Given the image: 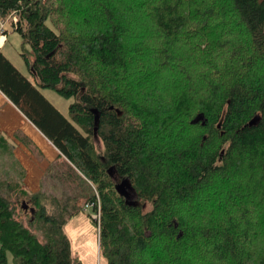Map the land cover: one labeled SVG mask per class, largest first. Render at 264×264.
Here are the masks:
<instances>
[{
  "label": "trees",
  "instance_id": "1",
  "mask_svg": "<svg viewBox=\"0 0 264 264\" xmlns=\"http://www.w3.org/2000/svg\"><path fill=\"white\" fill-rule=\"evenodd\" d=\"M17 9L31 77L0 50V89L66 157L108 264H264V0H0ZM0 187V264H82L68 203Z\"/></svg>",
  "mask_w": 264,
  "mask_h": 264
},
{
  "label": "crops",
  "instance_id": "2",
  "mask_svg": "<svg viewBox=\"0 0 264 264\" xmlns=\"http://www.w3.org/2000/svg\"><path fill=\"white\" fill-rule=\"evenodd\" d=\"M11 35L9 32L0 50L15 64L4 51ZM28 76L31 77L30 70ZM1 138L6 144L0 145V180L20 182L31 192L55 189L60 187L59 182L67 183L64 176L66 157L0 89Z\"/></svg>",
  "mask_w": 264,
  "mask_h": 264
},
{
  "label": "rangeland",
  "instance_id": "3",
  "mask_svg": "<svg viewBox=\"0 0 264 264\" xmlns=\"http://www.w3.org/2000/svg\"><path fill=\"white\" fill-rule=\"evenodd\" d=\"M49 24L52 25L51 21ZM10 40L5 48V53L11 56L14 61V65L25 75H29V69L23 60V54L28 56H33L32 47L26 39L16 31L10 30ZM45 96L49 99L54 106H56L60 111H62L67 117H69V105L74 100L73 98H65L59 95L53 89H42ZM99 149L103 148L102 142L99 140L97 142ZM66 170V168H65ZM78 183V182H77ZM62 184L59 182V188H50L48 190L42 191L49 196H55L60 199L61 205L65 206V203L69 204L68 212L70 213L72 208V202L74 198L78 199V205L80 208L74 215L67 214L66 212L60 213V217L65 219V230L68 234L72 251L74 256L81 259L82 264H108L107 259L102 255L100 250V238H99V228H96L90 219L91 208L85 207V201L81 198L83 194V187L80 185ZM59 196V197H58ZM203 201V200H200ZM76 203V202H75ZM74 203V204H75ZM150 208L149 204H145V210ZM24 211V209H22ZM22 217L27 218L30 214L26 216L20 212ZM9 264H13V256L9 253Z\"/></svg>",
  "mask_w": 264,
  "mask_h": 264
},
{
  "label": "built area",
  "instance_id": "4",
  "mask_svg": "<svg viewBox=\"0 0 264 264\" xmlns=\"http://www.w3.org/2000/svg\"><path fill=\"white\" fill-rule=\"evenodd\" d=\"M27 26V19L22 18V9L11 11L7 16L0 17V45L7 39V36L12 31H17L22 28L25 29ZM97 218L98 215L94 214Z\"/></svg>",
  "mask_w": 264,
  "mask_h": 264
},
{
  "label": "water",
  "instance_id": "5",
  "mask_svg": "<svg viewBox=\"0 0 264 264\" xmlns=\"http://www.w3.org/2000/svg\"><path fill=\"white\" fill-rule=\"evenodd\" d=\"M93 112L95 113V124H96L95 131H97L98 125H99V122H100V114L95 109L93 110ZM259 120H260V117L256 116L249 122V125L253 126L256 123H258ZM199 122H202L203 124H206V117H205L204 113L198 114V116L192 121L193 124H196V123H199Z\"/></svg>",
  "mask_w": 264,
  "mask_h": 264
}]
</instances>
